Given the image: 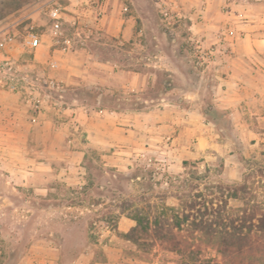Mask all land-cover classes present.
<instances>
[{
	"label": "rangeland",
	"instance_id": "obj_1",
	"mask_svg": "<svg viewBox=\"0 0 264 264\" xmlns=\"http://www.w3.org/2000/svg\"><path fill=\"white\" fill-rule=\"evenodd\" d=\"M46 1L0 0V28L18 34L0 54L12 66L0 89V264H222L203 244L187 259L124 233L135 210L176 203L179 175L201 188L264 172V45L250 40L264 38V0H55L59 42ZM30 24L35 51L20 44ZM132 73L140 90L122 88ZM105 76L114 94L99 102L86 87ZM68 150L84 154L67 181ZM256 180L264 204V173Z\"/></svg>",
	"mask_w": 264,
	"mask_h": 264
},
{
	"label": "trees",
	"instance_id": "obj_2",
	"mask_svg": "<svg viewBox=\"0 0 264 264\" xmlns=\"http://www.w3.org/2000/svg\"><path fill=\"white\" fill-rule=\"evenodd\" d=\"M261 167L250 170L240 183L206 184L181 175L176 203L160 212L135 210V225L124 233L137 246L162 248L192 259L198 244L210 247L222 264H264V204L258 198ZM230 201L241 203L232 208Z\"/></svg>",
	"mask_w": 264,
	"mask_h": 264
},
{
	"label": "built area",
	"instance_id": "obj_3",
	"mask_svg": "<svg viewBox=\"0 0 264 264\" xmlns=\"http://www.w3.org/2000/svg\"><path fill=\"white\" fill-rule=\"evenodd\" d=\"M39 9L44 11V15L48 19L49 22V31L52 35V37L56 40V42H59V40L62 37V11L61 7L56 3L55 0H48L46 1L42 6L39 7ZM167 13L164 12V15ZM17 32L14 27L13 23L7 24L6 26L0 28V54L3 49L9 47L11 44H13L17 37ZM20 35V44L24 49H27L28 51H35L38 47H40L42 42V35L36 30L34 24H30L25 27L24 33L19 34ZM65 44L69 43V40H64ZM0 89H4L7 81L10 80L9 77H6L4 73L10 72L12 69V66H5L8 65V58H4L0 60ZM57 63L55 61L52 62L50 68L55 69L58 66H56ZM47 85L49 89L61 91L62 87L61 85L52 77L47 79Z\"/></svg>",
	"mask_w": 264,
	"mask_h": 264
},
{
	"label": "crops",
	"instance_id": "obj_4",
	"mask_svg": "<svg viewBox=\"0 0 264 264\" xmlns=\"http://www.w3.org/2000/svg\"><path fill=\"white\" fill-rule=\"evenodd\" d=\"M250 40L253 41V43H254L253 45H255V47H257V46L258 47H262L264 45L263 44L264 43V38H260V39L251 38ZM88 67H90V66H83V68L80 69V68H76L75 66H67V68L70 69V71L73 72V74L76 71L85 72L86 68H88ZM117 72H118V69H117ZM115 75H117V74L115 73ZM70 78L71 77L67 78V82L68 83L70 82L72 84H77V85L80 84L79 82H77L78 80H74L73 78H71V79ZM146 84H147V82H146ZM112 85H113V82H112V80H109V76H105L103 79H101V82H98V83H96V85L94 84V86H88L86 88L90 89V90L92 88L98 90V92L96 93V97H97V100L99 102H101L105 97H109V96H112L114 94V91L112 89ZM143 85H145V82H144V80H142L141 75L139 73H132V76H130V80H126V83H124V85H122V88L128 89V90H132V91L133 90L137 91V90H140L141 86H143ZM71 100H72V102H79V100L75 99L74 97H72ZM83 111H84V113L87 116V112H89V110L86 109L85 107H83ZM99 112L100 113H105L107 115L114 114V112L112 110L106 109V108L100 109ZM86 119H88V118H86ZM27 150H28L27 147H25L24 148V152L28 153ZM36 153H37V151H36ZM67 153H68V156H67L68 163L66 164V168L64 169V172H65V175H66V178H64V180L68 181L70 179V175H69L68 171L72 170L73 167H74L72 162H71V160H70V157L71 156H76L79 153L84 154V152H82V151L79 152L77 150H70V151L68 150ZM37 154H38V157H42L40 155L41 153L39 154V151H38ZM24 160H25L24 164L20 165L19 167L27 168L28 165L32 163V162H30L31 159H29V158L24 157ZM33 164L40 165V164H43V162L41 160H39L38 158H35L34 161H33ZM6 166L8 168H11L12 164L9 163V164H6ZM25 177L26 176H24V178Z\"/></svg>",
	"mask_w": 264,
	"mask_h": 264
}]
</instances>
